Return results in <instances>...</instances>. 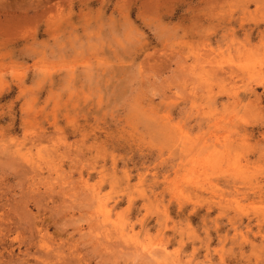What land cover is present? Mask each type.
<instances>
[{"label":"rangeland","instance_id":"1","mask_svg":"<svg viewBox=\"0 0 264 264\" xmlns=\"http://www.w3.org/2000/svg\"><path fill=\"white\" fill-rule=\"evenodd\" d=\"M0 264H264V0H0Z\"/></svg>","mask_w":264,"mask_h":264}]
</instances>
